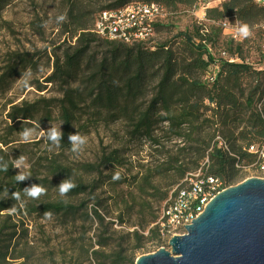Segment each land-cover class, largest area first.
Segmentation results:
<instances>
[{
  "label": "trees",
  "instance_id": "obj_1",
  "mask_svg": "<svg viewBox=\"0 0 264 264\" xmlns=\"http://www.w3.org/2000/svg\"><path fill=\"white\" fill-rule=\"evenodd\" d=\"M67 2L65 33L71 44L53 49L52 72L44 85L33 83L26 87L43 93L51 86L58 97L12 103L6 117V135L0 136L3 147L17 142L13 135L18 125L43 127L45 122L39 116L50 120L56 112L64 134L61 151L71 149L68 137L77 130L87 133L116 128L117 138L122 135L132 142L146 140L162 162L147 169L139 188L142 193L147 189L158 192L163 180H170L171 188L200 170L205 176L222 180L227 187L233 186L242 173L237 165L249 167L256 162L248 153L249 147L264 143V34L261 59L255 64L244 57L245 39L228 36L233 48L218 51L226 36L222 22L227 20L237 27L244 22L252 32L263 29L264 0H223L206 8L204 18L196 17L193 27L179 32L173 42L162 44H152V39L133 44L109 40L94 32L95 23L104 12L122 10L135 3L156 4L164 9V15L151 25L155 36L167 13L192 11L195 15L205 7L204 0H103L110 4L94 11L88 0ZM8 6V0H0V20ZM93 14L97 18H91ZM231 59L236 62L230 63ZM36 66L37 61L31 57L14 53L0 76V91L10 89L22 73ZM209 74H215L212 82L206 80ZM166 137L177 142L170 149ZM219 139L227 150L220 146ZM109 149L99 163L86 165L84 170L89 176L103 178L106 170L124 166L123 150ZM3 160L8 163V171H0V214L13 209L14 200L10 197L15 192L22 193L27 186L24 181L16 182L13 163ZM51 170L64 179L71 177L76 184L68 198L85 194L90 197L79 203L58 198L37 207L32 205V213H39L40 219L50 211L52 219L65 225L81 224L85 236L95 231V244L90 243L84 251L86 262L75 259L66 264H135L145 241L159 240L158 230L151 228L159 216L148 214L142 194L131 199L110 198L111 205L124 204L130 216L135 214L138 220L117 241L101 212L103 202L97 195L100 183L75 177L72 169L56 160L51 162ZM112 177H106V181ZM8 179L11 182L6 183ZM185 185L184 182L180 187ZM165 199L167 196L162 198ZM13 228L16 231L5 236L8 228L0 227V244L5 237L10 243L18 237V226ZM130 241L137 243L134 249ZM10 250V245H0V264L6 263Z\"/></svg>",
  "mask_w": 264,
  "mask_h": 264
},
{
  "label": "rangeland",
  "instance_id": "obj_2",
  "mask_svg": "<svg viewBox=\"0 0 264 264\" xmlns=\"http://www.w3.org/2000/svg\"><path fill=\"white\" fill-rule=\"evenodd\" d=\"M9 6L2 12V20H0V76L8 65V61L13 54L19 53L26 55L37 61V66L31 70L28 86L33 83L44 85L45 79L52 72L53 49L67 48L71 41L70 36L65 33V23L67 20V12L69 3L67 0H8ZM91 3L93 11L96 8L107 6L110 2L104 3L103 0H88ZM98 2V3H97ZM100 2V3H99ZM223 0H204L207 5H217ZM204 6V5H203ZM60 15L66 16V20L57 23L56 18ZM97 14H93L91 18H97ZM196 15L192 11L186 13L170 14L167 13L162 20V24L156 30L155 36L152 38V44H162L165 42H173L176 35L188 29L195 24ZM47 26H44L45 22ZM263 29L253 31V35L249 39H245V47L243 50L244 57L252 63L258 64L261 59V45L263 37ZM221 39V45L218 51L229 50L233 48L228 44V34ZM241 40L240 38L238 39ZM74 42V41H73ZM72 42V44H73ZM22 78V76H21ZM18 79L10 89L0 91V136L6 135L7 130V114L12 107V103L21 104L23 101L33 103L40 98L53 100L58 97L56 89L49 86L46 91L40 93L35 87L26 89L24 82ZM39 119L45 122L43 127L22 126L18 125L14 130V139L16 143L9 147H3L0 143V151L5 153L0 157L9 159L11 163L19 158L22 154L26 157L25 172L30 178L25 180L26 187L33 184H40L47 193L39 199H29L21 194V200H14V208L9 212L0 214V227L7 229L4 235L14 233V226H18V237L10 243L9 238H4V242L0 245L4 248L10 245V254L5 264H66L75 259L79 261L86 260L84 251L88 245L95 244V231L85 236V230L81 224L65 225L59 219H40L39 213H32V205L40 206L44 203L57 200L59 197L57 187L64 179L60 174H56L51 170V162L56 160L60 165L73 170L75 177L83 179L87 183L98 181L101 189L97 195L103 202L102 214L109 224L112 238L119 241L123 238V233H127L133 229V225L138 223L137 216L127 210L124 204L111 205V197H125L129 199L138 197L142 194L146 199L145 206L149 215L159 216L161 210L174 197L176 190L184 182H179L173 187H168L170 180H163L159 185V191L153 192L146 190L145 193L139 191L141 187V179L147 175V169L155 167L162 161H159V154L154 150H150L149 143L146 140H136L134 142L122 137L115 136L116 128L111 130L106 128L92 129L90 132L79 133L88 138L87 144L79 155L74 154L70 149L61 151L59 147H52L49 150V142L46 141V131L52 125L58 130L62 126L58 114L54 112L52 119H45L39 116ZM23 127H31L36 130L31 142H23L18 132ZM13 137H11L12 139ZM168 140V141H167ZM165 143L167 149L173 147L177 142L166 137ZM121 148L123 150L124 166L110 168L104 172L103 178L96 175L89 176L84 168L89 164L99 163L103 153L109 151V148ZM4 155V156H3ZM159 161V162H158ZM19 169L14 168V174H19ZM120 173V179L114 181H106V177L114 175L115 172ZM198 173V172H197ZM196 173L192 174L195 175ZM250 178H259L253 171H244L239 176L238 181L233 186H237ZM39 181H41L39 183ZM11 182L10 179L5 181ZM124 195V196H123ZM167 199L162 200L166 197ZM3 199H9L4 196ZM84 199H90L88 194L76 198H66L73 203H79ZM137 210V209H136ZM5 215V216H4ZM9 215V216H7ZM9 217V219H7ZM123 221V223H121ZM96 227H94L95 229ZM148 233V230H146ZM91 239V242L89 241ZM137 243L130 241V247L134 249ZM160 241H145L144 247L138 252V256H146L156 253L160 250ZM82 246L85 248L82 249ZM76 260V261H77ZM86 261H84L85 263Z\"/></svg>",
  "mask_w": 264,
  "mask_h": 264
},
{
  "label": "water",
  "instance_id": "obj_3",
  "mask_svg": "<svg viewBox=\"0 0 264 264\" xmlns=\"http://www.w3.org/2000/svg\"><path fill=\"white\" fill-rule=\"evenodd\" d=\"M192 223L135 264H264V179L220 193Z\"/></svg>",
  "mask_w": 264,
  "mask_h": 264
},
{
  "label": "built area",
  "instance_id": "obj_4",
  "mask_svg": "<svg viewBox=\"0 0 264 264\" xmlns=\"http://www.w3.org/2000/svg\"><path fill=\"white\" fill-rule=\"evenodd\" d=\"M163 15L164 9L156 4L135 3L122 10L102 13L95 23L94 32L100 37L126 44L147 42L154 37L151 25ZM222 27L225 34L239 39L236 34L237 26L230 25L226 20L222 22ZM234 62L235 59L230 60V63ZM214 77L215 74H209L206 80L212 82ZM218 141L227 150L225 143L221 139ZM248 153L255 157L256 162L249 167L237 165V168L241 172L253 171L264 179V143L249 147ZM185 183V186L176 190L172 200L161 210L157 222L151 226L158 230L161 248L169 249L170 240L174 236L185 235V226H191L193 220H197L206 211L213 199L230 188L220 179L205 176L201 170L186 179Z\"/></svg>",
  "mask_w": 264,
  "mask_h": 264
},
{
  "label": "clouds",
  "instance_id": "obj_5",
  "mask_svg": "<svg viewBox=\"0 0 264 264\" xmlns=\"http://www.w3.org/2000/svg\"><path fill=\"white\" fill-rule=\"evenodd\" d=\"M65 20H66V16H64V15H60L56 18L57 23L64 22ZM47 24H48V22L46 21L44 23V26L46 27ZM236 34L241 40H244V39L251 38L253 35V32L251 31V28L247 23L240 22L238 27L236 28ZM30 75H31L30 71H25L24 73H22L21 80L24 82L25 86H28ZM35 132H36V130L34 128L23 127L22 130L18 132V135L23 142L28 143V142H31ZM63 135L64 134L61 131V129L58 130L53 125L48 131H46L45 139L47 142H49V145H50L49 150H51V148L53 146L54 147L60 146L61 140L63 139ZM68 139H69V143L71 145L70 151L74 154H77V155H79L81 153L84 146L88 142V138L86 136L79 134V133L70 134ZM25 161H26V157L23 154L19 158L15 159L14 168L20 170L19 174H17L15 176V180L17 183L23 182V181L27 180L28 178H30V176H28L25 172V169L27 167ZM0 171H5V172L8 171V163L5 162L2 157H0ZM112 178L114 181L119 180L121 178L120 173L118 171L115 172ZM75 187H76V184L74 183L72 178L68 177L67 179L63 180L55 188L57 189L59 197L62 200L66 201L67 194L70 191H72ZM5 192H7V189H5ZM22 192H23L25 197L35 200V199H39L42 195H45L47 193V189H45L40 184H38V185L33 184L30 187L24 188ZM12 198L16 201H20L21 200V194L19 192H15L12 194ZM13 208H14V206H13ZM52 216H53V213L50 211H46L43 214V218L46 220L52 219Z\"/></svg>",
  "mask_w": 264,
  "mask_h": 264
},
{
  "label": "crops",
  "instance_id": "obj_6",
  "mask_svg": "<svg viewBox=\"0 0 264 264\" xmlns=\"http://www.w3.org/2000/svg\"><path fill=\"white\" fill-rule=\"evenodd\" d=\"M218 5V4H217ZM217 5H207L206 6V4L204 3V6L205 7H203V8H201L195 15L199 18V19H203L204 18V16H205V9L206 8H210V7H214V6H217Z\"/></svg>",
  "mask_w": 264,
  "mask_h": 264
}]
</instances>
